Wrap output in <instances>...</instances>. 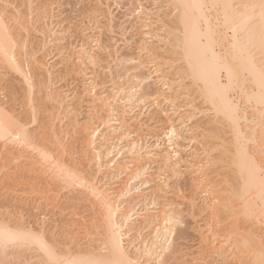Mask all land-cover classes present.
Returning a JSON list of instances; mask_svg holds the SVG:
<instances>
[{
	"label": "bare ground",
	"instance_id": "6f19581e",
	"mask_svg": "<svg viewBox=\"0 0 264 264\" xmlns=\"http://www.w3.org/2000/svg\"><path fill=\"white\" fill-rule=\"evenodd\" d=\"M50 1L0 0V79L5 81L0 84L4 86L0 89V264L15 260L20 261L17 264H181L180 259L192 253H186L179 240L191 231L197 235L202 257L186 264H261V0H170L163 3L168 7L163 17V1L158 7L161 0H156L157 7L152 8L147 3L151 0H136L129 3L133 5L130 17L126 14L129 19L125 15L121 19L128 24L116 19L110 0H89L87 11L83 0L84 11L103 18L112 33H100L95 40L94 36L84 38L77 28L57 31L51 27L53 22L47 30L30 31L28 17L34 4ZM54 16L51 13L49 18ZM130 19L129 31L134 34L132 42H127L132 45L122 53L119 41L126 40L114 36L115 28L128 27ZM156 25L167 33L164 41L160 37L167 47L148 43L161 42ZM154 28L157 42L149 38ZM58 34L61 37L55 43H60V49L80 50L79 56L77 52L69 55L70 59L77 56V62L66 58L71 67H79V62L80 67L70 68L66 63L63 70L70 73L75 68L84 77L79 96L53 89L52 62L45 60L38 66L33 62L38 52L55 44L51 37ZM72 34L84 39L75 46ZM47 35L52 40L46 41ZM67 37L74 42L61 43ZM166 48L173 53L170 57L180 55L177 59L184 66L168 58L160 68V56L166 57L162 55L169 51ZM151 54L161 63L150 59ZM106 58L109 64L104 65ZM150 63L160 66L155 67L156 75ZM170 63L179 65V71L175 74L177 69L171 65L175 76L167 80ZM87 64L98 66L99 72H89ZM103 78L106 83V79L115 82L110 93L98 91ZM157 83L161 84L155 87ZM19 89L28 100L27 112L18 113L14 107L23 96L18 98ZM7 93L12 100L9 106L10 101L4 99ZM158 96L163 101L158 98L161 101L153 112L137 111L139 104ZM81 109L85 110L82 119ZM65 120L66 128L76 127L77 137L71 142L63 134L64 126L57 127V121ZM33 124L37 125L34 129ZM50 127L53 132H46L51 135L47 137L44 131ZM150 135L156 138L154 143L145 140ZM192 142L196 143L193 151L189 150ZM73 146L83 155L75 157ZM187 187L191 196L179 200ZM11 189L37 194L33 219L26 221L14 204L18 214L10 211L15 201L7 196ZM188 217L193 220L188 222Z\"/></svg>",
	"mask_w": 264,
	"mask_h": 264
},
{
	"label": "rangeland",
	"instance_id": "374dc122",
	"mask_svg": "<svg viewBox=\"0 0 264 264\" xmlns=\"http://www.w3.org/2000/svg\"><path fill=\"white\" fill-rule=\"evenodd\" d=\"M83 2V0H51L47 5H36V4H34V7H33V12H32V15L31 16H29L28 17V19H29V21H28V24H29V30L30 31H36V30H40L41 28H43V30H47V28H48V25H50L52 22H53V24H51L50 26L51 27H53V28H55L57 31H61L62 32V30L63 29H69V27L71 28V30L73 29V28H77L78 30H79V33L80 32H82L81 34L84 36V38H88L89 39V37H92L91 39H93V36L95 37L93 40H95L96 39V36L98 37L99 35H100V33H106V34H112V33H110L109 31H108V29H107V27L105 26V23H104V20H103V18L102 19H100V18H96V17H92V16H89L90 15V13L88 14L87 12H85L84 11V9H83V4H82V2ZM85 1V10L87 11V7L89 6V4H90V2H89V0H84ZM86 1H88V2H86ZM133 1H136V0H110V4H112V11H114V15H115V17H116V19L119 21V19H120V21H121V19L122 20H124L123 18L126 16V18H127V20L129 19V17H130V13H131V11H130V9H132L131 7L133 6L132 4L131 5H129V3L131 2H133ZM154 1V2H153ZM160 1V0H159ZM163 1V2H162ZM168 1H170V0H161L160 1V3H158V1L156 2V0H151V1H149V2H147V3H152V6L151 5H149V7L151 6L152 8H155V7H157V3H158V7H160V5H161V2H162V6H163V8L164 9H160L161 11H160V13H161V15H162V17L164 16V14H162V13H165L166 11L165 10H167V8L165 7L166 5H167V2ZM144 3L145 5H147V3ZM164 2H166V5L165 4H163ZM84 3V2H83ZM156 3V4H155ZM154 4V5H153ZM160 4V5H159ZM86 5H88V6H86ZM162 6H161V8H162ZM82 7V8H81ZM170 8V7H169ZM171 8L173 9V6L171 5ZM170 8V9H171ZM82 10V11H81ZM130 11V12H129ZM163 11H165V12H163ZM168 11V10H167ZM79 12H82V13H80V14H82L81 16H80V14H79ZM84 12H85V14L86 15H88V16H84ZM51 13H54L55 14V16H54V18H52V19H50L49 17H50V15H51ZM126 14H128L129 15V17H127L128 15H126ZM125 15V16H124ZM125 18V19H126ZM131 19H133L132 17H131ZM130 19V24L128 25V27H129V29H128V27H127V25L126 26H124L123 27V25H122V28L119 26V28H115V30H116V32H120V30H122V29H126V31H127V33H125L126 31H125V29L123 30V31H125L124 33H125V35H121V33L123 32H121L120 34H118V33H116V35H114V36H116V38L117 39H119V40H126L125 42L124 41H119V47H120V49L122 50L121 52L122 53H126V50H127V52H128V48H129V46H131L130 45V43H128L127 42V40H129V41H131L132 40V38H130L131 36L133 37V35L132 34H134V33H132L133 32V30H131V32L129 31L130 30V28H131V20ZM162 19V18H161ZM127 20H126V22L125 21H121V22H124V24H128L129 23V21L127 22ZM157 20V19H156ZM169 20V19H168ZM120 22V23H121ZM169 21H167L166 22V24L168 23ZM156 24H157V22H156ZM161 25V23H159V26ZM127 27V28H126ZM158 28V31L159 30H161V29H163V28H161V27H163L162 25H161V27H158L157 25L155 26V28ZM154 28V29H155ZM54 29V30H55ZM65 30V31H66ZM75 30V29H74ZM156 30L157 29H155V31L153 32V33H155V34H153V35H151L149 38H150V40H152V41H156L157 42V40H159V41H161V39H162V41H164V39L163 38H166L167 37V33L164 35V32L163 33H161L163 30H161V31H157L156 32ZM64 31V30H63ZM64 31V32H65ZM70 31V30H69ZM131 33V34H129V32ZM60 32V33H61ZM67 32H68V30H67ZM59 33V32H58ZM123 33V34H124ZM156 33L159 35H157V38H159V39H155L156 37H154L155 35H156ZM159 33H161V34H159ZM178 33V35H179V33L180 32H177ZM39 35H41L40 33H38ZM46 34H49L50 35V33H46ZM127 34V35H126ZM73 35V34H72ZM82 35L80 36V34H79V36H75V35H73V36H75L76 37V39H75V37H74V39L73 40H75V46H77V44H76V42L78 41V43H79V39L82 37ZM161 35V36H160ZM162 35H164V36H162ZM55 36V35H54ZM51 37L52 39L53 38H55V39H50V36H46L45 38L47 39L46 41H50V40H52L54 43H55V40H56V37L58 38V36H60L61 37V35L60 34H58V35H56L55 37ZM59 37V38H60ZM62 37H63V35H62ZM69 37V36H68ZM67 37V39L69 40V38ZM129 39H128V38ZM160 37H161V39H160ZM64 38H66V37H64ZM83 38V37H82ZM81 38V39H82ZM83 38V39H84ZM102 38H104L103 36H102ZM152 38V39H151ZM50 39V40H49ZM67 39H65L64 40V42H61V43H72V42H74V41H71V40H69V41H67ZM88 39H86V41L88 40ZM147 39H148V36H147ZM154 39V40H153ZM45 41V40H44ZM66 41V42H65ZM90 41V40H89ZM162 41L161 42H157L156 44L153 42V45H151L152 44V42H149V40H148V43L150 44V46H154V45H158V44H160L161 45V43H162ZM52 42V43H53ZM132 42V41H131ZM59 43V42H58ZM58 43H55V44H50V46L47 48V50H42V51H40V52H38L37 53V55H36V59H34L33 60V62H34V64L35 65H39L38 63L39 62H42V61H49L50 62V64H51V62L53 63L52 65H50L51 66V68H53V66H54V68L52 69V71H53V79H54V85H53V89L55 90H57L58 92H63V93H65V94H67V95H73V93H74V96H79L78 94H80V93H82V91H83V89H84V83H82V82H84L85 80L83 79L84 77H82V75H78V74H76V73H78V72H76V69L75 68H79L80 67V62H79V67H76V66H78V65H76V66H72V67H75L74 68V70L73 71H75V73L73 72H70V73H66V71H67V69H66V67H65V71H63L64 70V66H66V65H64V64H66L67 63V67L68 66H70V68H72L71 67V63H70V61L69 62H67V60H76V58H77V56H75V54H73V56H75L76 58H74V57H72V56H70L71 57V59L69 58V55H71L70 53H76L77 52V54H78V52H80V50L78 49H74L76 52H72V50H71V52H70V50H63V49H60L58 46H59V44ZM92 44V40H91V42H89V45H91ZM127 43V44H126ZM165 43V42H164ZM42 44V43H41ZM58 44V45H57ZM163 44V43H162ZM165 44H163L162 46H164ZM53 46V47H52ZM75 46H73V47H75ZM51 47V48H50ZM73 47H71V49L73 48ZM90 47V46H89ZM164 47H167V46H164ZM167 49V48H166ZM167 50H169L168 51V53H166V52H164L163 51V49L161 50L162 51V53H163V57L164 56H166V57H164V58H162L161 56H160V59H162L161 61H163L162 62V64H160L161 62H158V61H160V60H156V54L154 55V57H153V55L151 54V56H149V58L150 59H152V60H155V62L157 61L158 62V64H160V66L162 65L163 67L165 66L164 64L165 63H167L168 61L167 60H169L168 58H173V59H170V60H174V63H176L177 64V61H178V57L180 56V55H177V54H175L174 53V55H176V59H174V57L173 56H171L170 57V55H173V53L171 54V52H170V49L168 48ZM160 51V50H159ZM136 52H138L137 50H136ZM104 53V52H103ZM105 55H106V51H105V53H104ZM103 54V55H104ZM108 54V53H107ZM158 55V54H157ZM169 55V56H168ZM78 56H79V54H78ZM148 56V55H147ZM168 56V57H167ZM178 56V57H177ZM151 57H153V58H151ZM66 58H68L67 60H66ZM105 58V57H104ZM167 58V59H166ZM158 59H159V56H158ZM166 59V60H165ZM180 59V58H179ZM72 60V61H73ZM165 60V61H164ZM177 60V61H176ZM65 61V62H64ZM71 61V62H72ZM102 61H104V65H107V64H109V61L107 60V58H106V62H105V59L104 60H102ZM107 61H108V63H107ZM151 61V60H150ZM176 61V62H175ZM75 62H77V60L75 61ZM154 62V63H155ZM165 62V63H164ZM178 62H180V63H182L183 61H178ZM68 63H70V64H68ZM83 63H84V61H83ZM106 63V64H105ZM171 63L172 64H174L172 61H171ZM170 63V66L172 65ZM180 63H178V64H180ZM77 64V63H76ZM172 65V66H175V68L177 69H174L172 66H171V68H173V69H171L170 68V66H168L169 68H168V70H169V72H168V75H170V76H166V75H164V76H166V78L167 77H169V78H167V80H170L171 78L173 79L174 77L172 76V75H174L175 76V74L176 73H178V71H179V69H178V67H176V66H179V65ZM73 65V64H72ZM83 65V64H82ZM85 65V64H84ZM83 65V66H84ZM88 65V64H87ZM86 65V66H87ZM91 64H89L88 66H87V68H89L88 70H89V72H96L97 70H98V68H95V67H98V66H94V67H92V66H90ZM111 65V64H110ZM150 66H149V68H153V66L152 65H154L153 63H150L149 64ZM181 66L183 65L184 66V62L182 63V64H180ZM34 66V65H33ZM156 66H158V67H160L159 65H154V70L153 69H151V71L153 70L154 71V73H155V70H156ZM162 66L160 67V68H162ZM166 66V67H167ZM85 67V66H84ZM107 67V66H106ZM157 67V69H160V68H158ZM96 69V70H95ZM171 69V70H170ZM87 70V71H88ZM167 70V71H168ZM173 70L175 71H177V72H175V74H172V72H173ZM63 71V72H62ZM104 71H106V70H104ZM170 71H171V74H169L170 73ZM98 72H99V70H98ZM174 73V72H173ZM101 74H102V72H101ZM154 75H156V73L154 74ZM84 76V75H83ZM9 77V78H8ZM7 78L9 79V80H11L12 78H11V76H8ZM81 77H82V79L84 80V81H82V79H81ZM11 78V79H10ZM108 82L106 83V81L104 80V78H103V81L105 82L103 85H101V86H99L98 87V91L99 92H104V91H110L111 92V88H116V86H114V83L115 82H112V81H110L109 79H106ZM118 81V80H117ZM116 81V82H117ZM0 84L1 85H4L5 84V81H2L1 79H0ZM18 84H19V82H18ZM83 84V85H82ZM158 84V83H157ZM161 84V83H160ZM160 84H158L157 86H155V87H158V86H160ZM20 85H22L21 83H20ZM116 85V84H115ZM156 85V84H155ZM112 86H114V87H112ZM3 89L4 88V86L2 87H0V89ZM21 89V88H20ZM19 89V96H18V98L20 97V95H23V96H21L18 100L19 101H17V103L16 104H14L13 106L16 108L17 107V109H18V113L21 111V112H24L23 110L25 109V112H27L28 111V109H30V107L28 106V100H26V99H24L23 97L24 96H26V95H24L25 93H23L22 91H24V90H20ZM7 91V90H6ZM9 91V90H8ZM169 92V90H167L166 89V92ZM23 93V94H20V93ZM108 92H106V94L108 93ZM109 92V93H110ZM169 93H171V92H169ZM43 94H44V91H43V93L42 92H40V97H41V95L43 96ZM7 96H8V93L6 94ZM81 95V94H80ZM170 94H168V96H169ZM6 96V97H7ZM44 96H45V94H44ZM44 96H43V98H44ZM6 97H4V99L7 101V102H9L10 101V99L11 98H9L10 96H8L7 97V99H6ZM26 98V97H25ZM42 98V97H41ZM158 98H160L159 96L158 97H155V98H153V99H148L149 101H145L146 103H144V104H139L140 106H141V108H140V106L139 105H137V106H139L138 108H137V111H146V110H148L147 112L149 113V112H153L154 110H155V108H156V106H157V104L159 103V101H163V97H161L160 99L161 100H159ZM158 99V100H157ZM45 99H43L42 101H44ZM158 101V102H157ZM11 102V103H10ZM9 102V104H8V106L9 105H12V100ZM6 103V102H5ZM143 103V102H142ZM169 104H170V102H168ZM168 103H166V105L168 104ZM6 104V105H7ZM44 107V106H43ZM42 107V108H43ZM41 108V110H40V112H42L43 113V111L45 110V109H42ZM21 109V110H20ZM139 109V110H138ZM141 109V110H140ZM143 109V110H142ZM27 110V111H26ZM43 110V111H42ZM207 110V109H206ZM202 111H204L205 112V110H202ZM81 112H82V114L80 115V119H82V117H84V115H85V110L84 109H81ZM41 113V114H42ZM206 113H208L207 111H206ZM40 116V115H39ZM43 116V114L41 115V117ZM30 117H31V115H30ZM29 116H28V118H27V121L28 122H31V120H32V118H30ZM150 116H147V117H145L144 118V121H147L148 120V118H149ZM43 118V117H42ZM66 124H67V120H65L64 122H58L57 121V127H61V126H64V129H65V133H63L64 134V136L66 135L68 138H69V140H70V142H71V140L73 141V140H75L76 139V135H75V131H76V127H68V128H66ZM149 125H151L152 123H148ZM30 127L31 128H35V127H37V125L36 124H33V125H30ZM150 127V126H149ZM59 128H57L56 130H59ZM150 128H153V126H151ZM61 129V128H60ZM154 129V128H153ZM51 130V127H50V129L48 128L47 130H45L44 132V134H46V132H47V134H51L52 135V133L51 132H53L52 130ZM157 131H159V128H157L156 129V131L155 132H157ZM67 133V134H66ZM46 134V135H47ZM156 134V133H155ZM155 134L153 135V136H155ZM51 135H47V137L48 136H51ZM62 137H63V135H62ZM146 137V136H145ZM164 137V136H163ZM161 138H162V136H161ZM143 139H144V136H143ZM68 140V141H69ZM145 140L146 141H149V142H153L154 143V141H156V138H152L151 137V135H150V137H149V140H147L146 138H145ZM67 142V141H66ZM70 142H67V144L68 143H70ZM75 146H76V144H75ZM75 146H73L74 148H73V151H75L76 153H75V157H77V158H79L81 155H83V153L81 154L80 153V151H79V149L77 150L76 148H75ZM195 146H196V143L195 142H192V143H190V146H189V150H191V151H193L194 149H195ZM114 147V146H113ZM115 148V147H114ZM74 149H76V150H74ZM117 149L118 148H116V151H117ZM115 151V150H114ZM115 151V152H116ZM114 152V154H116ZM72 153H74V152H72ZM68 154H70V152L69 153H67V154H65V156H70V155H68ZM14 165V164H13ZM12 165V166H13ZM31 185V184H30ZM187 189V191H185V193L184 194H182L181 195V198L179 199V200H184V201H187L186 200V198L187 197H189V196H191V194H192V190H191V188H189V187H187L186 188ZM12 190H13V192H14V194H12ZM5 192V191H4ZM25 192V191H24ZM22 192V193H17V192H15V189H11V192L9 191V192H7L8 194H7V196L9 197L10 195L11 196H13V203H11V205H10V207H12V205L14 204V205H16L15 207H14V205H13V207L12 208H10V211H12L11 209H13L14 211L13 212H17V214H18V211H19V215L20 214H22L21 212H23L24 213V218H27L28 220H26V221H29V220H31V219H33V216H34V214H35V212H36V210H35V202H33V199L35 198L36 199V197H37V194L35 193H31V192ZM16 193H17V195H16ZM10 196V198H12ZM14 196H15V198H16V196H18V198H14ZM20 196V197H19ZM22 197V198H21ZM22 199V200H21ZM34 199V200H35ZM10 200H12V199H10ZM16 200H17V202H16ZM20 200V201H19ZM19 201V202H18ZM12 202V201H11ZM38 203V202H37ZM39 204V203H38ZM38 204H36V205H38ZM19 205H21L20 207H19ZM23 206V207H22ZM34 206V207H33ZM38 207V206H37ZM14 208H17V210H15ZM21 208H23V209H25V210H22ZM32 208V209H31ZM34 208V209H33ZM28 209V210H27ZM9 210V209H8ZM27 210V211H26ZM33 210V211H32ZM35 210V211H34ZM21 211V212H20ZM187 216L188 215H185V217L187 218ZM185 218V219H186ZM189 219H187L188 220V222H189V220L190 221H192L193 219L191 218V217H188ZM199 220H200V218H198ZM188 227L190 228H192L193 227V225H189L188 224ZM197 235L195 234L194 235V232L193 231H191L190 232V235L189 236H187V238L186 239H181V240H179V242H181V243H184V245H185V250H187V251H185L186 253H188V254H190V253H192L189 257L188 256H185L184 258H182V259H180V263L181 264H186V261L187 260H190V259H192V258H201L202 257V253H199L198 252V249H199V241L197 240V237H196ZM188 247V249H186ZM30 254V252H28V253H26V257H30L31 255H29ZM22 260V259H21ZM14 263L16 262V260L15 261H13ZM20 262V261H19ZM18 262V260H17V262L15 263V264H17V263H19ZM12 263V262H11ZM13 263V264H14Z\"/></svg>",
	"mask_w": 264,
	"mask_h": 264
},
{
	"label": "snow or ice",
	"instance_id": "6c2138e0",
	"mask_svg": "<svg viewBox=\"0 0 264 264\" xmlns=\"http://www.w3.org/2000/svg\"><path fill=\"white\" fill-rule=\"evenodd\" d=\"M253 7H256L253 5ZM260 8L262 10V15H264V0H261ZM6 239H11V237H5ZM261 264H264V256H262Z\"/></svg>",
	"mask_w": 264,
	"mask_h": 264
}]
</instances>
